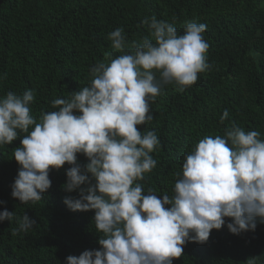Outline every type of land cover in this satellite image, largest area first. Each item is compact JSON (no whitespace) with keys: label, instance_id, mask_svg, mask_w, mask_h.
Masks as SVG:
<instances>
[{"label":"clouds","instance_id":"clouds-1","mask_svg":"<svg viewBox=\"0 0 264 264\" xmlns=\"http://www.w3.org/2000/svg\"><path fill=\"white\" fill-rule=\"evenodd\" d=\"M143 23L149 24L151 39L133 42L131 54L112 59L106 53L109 62L90 69V86L69 99H54L56 110L42 113L39 120L31 114L34 90L23 95L9 91L0 98V146L27 133L13 150L20 167L12 197L22 204L40 201L51 187L50 170L67 163L71 167L62 187L78 191L79 198L66 197L64 203L73 212L95 213V229L103 234L100 249L69 255L65 264H173L187 242H207L211 230L225 225V217L231 218L227 228L236 235L254 232L257 220L264 223V140L259 131L246 133L235 122L223 136H205L186 156L172 197L161 199L152 189L145 193L137 182L156 167L150 153L160 146L154 131L137 129L153 120L150 103L163 85L174 82L184 91L197 82L198 73L211 68L205 24L185 22L184 34L178 35L173 24L155 16ZM108 39L123 52L122 28ZM228 115L225 110L221 123ZM78 153L89 161L83 167ZM14 218L18 227L13 234L36 225L26 213L0 212V222Z\"/></svg>","mask_w":264,"mask_h":264},{"label":"trees","instance_id":"trees-1","mask_svg":"<svg viewBox=\"0 0 264 264\" xmlns=\"http://www.w3.org/2000/svg\"><path fill=\"white\" fill-rule=\"evenodd\" d=\"M153 16L173 24L178 35L184 34L185 22L205 24L202 35L211 65L184 91L174 82L163 85L150 103L153 120L137 126L142 133L154 131L160 141L150 153L156 167L137 182L145 193L152 189L162 199L175 194L186 156L205 136H223L235 122L246 133L259 131L264 140V0H0V77L6 74L0 78V98L9 91L23 95L34 90L30 108L39 120L42 113L56 110L54 99H69L90 86V69L108 63L106 53L112 59L131 54L133 42L151 39L143 21L150 23ZM117 28L127 40L123 52L108 39ZM155 76L159 81V72ZM225 110L229 115L221 123ZM26 134L0 146V201L5 202L0 212L26 213L36 225L13 234L15 218L0 222V264H65L69 255L99 250L103 234L95 229L94 211L73 212L64 203L66 197L79 198L78 191L62 187L71 165L50 170L51 187L40 201L22 204L12 197L20 167L13 150ZM88 162L77 154L81 167ZM224 219L207 242H187L173 264H246L252 257L255 264H264V223L257 220L254 232L236 235L227 228L231 218Z\"/></svg>","mask_w":264,"mask_h":264}]
</instances>
